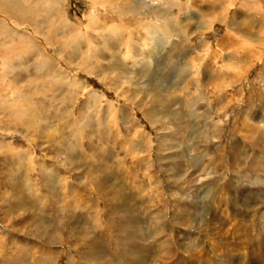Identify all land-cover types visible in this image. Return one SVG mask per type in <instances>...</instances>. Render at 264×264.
Returning a JSON list of instances; mask_svg holds the SVG:
<instances>
[{
  "label": "rangeland",
  "instance_id": "obj_1",
  "mask_svg": "<svg viewBox=\"0 0 264 264\" xmlns=\"http://www.w3.org/2000/svg\"><path fill=\"white\" fill-rule=\"evenodd\" d=\"M0 264H264V0H0Z\"/></svg>",
  "mask_w": 264,
  "mask_h": 264
},
{
  "label": "bare ground",
  "instance_id": "obj_2",
  "mask_svg": "<svg viewBox=\"0 0 264 264\" xmlns=\"http://www.w3.org/2000/svg\"><path fill=\"white\" fill-rule=\"evenodd\" d=\"M4 2H5V1H4ZM4 2H3V3H4ZM15 4H16V2H15ZM208 12H209V11H208ZM165 18H166V17H165ZM162 19H163V18H162ZM159 20H160V19H159ZM163 20H164V22H166L167 20H168V21H171V20H173V19H167V20H166V19H163ZM157 21H158V20H157ZM166 23H167V22H166ZM173 23H174V22H173ZM156 24H159V23H156ZM159 25H161V23H160ZM211 25H212V24H211ZM157 26H158V25H157ZM151 28H152V27H151ZM151 28L148 29V30H150L149 33H148V35L150 34V36H151V37H150V40H153V41H158V40H160V39H163L164 41L166 40V38H167V36H166V35H167V32H164L163 29H162V31L164 32V35H163V36H160V34L157 32V30H159L160 28H159V29H158V28H157V29H156V28H152V29H151ZM171 28H172V27H171ZM172 29H173V28H172ZM154 30H155V31H154ZM174 30H175V29H174ZM167 31H168V30H167ZM163 32H162V33H163ZM161 35H162V34H161ZM150 40H149V41H150ZM255 162H256V161H255ZM250 174L253 175L251 171H248V173H246V176H247V175H250ZM194 204H195V203H194ZM188 219H189V218H188ZM190 221H191V220H190ZM261 252H262V250L260 251V253H261Z\"/></svg>",
  "mask_w": 264,
  "mask_h": 264
}]
</instances>
